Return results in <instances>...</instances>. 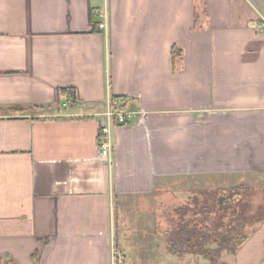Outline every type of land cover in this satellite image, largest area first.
Masks as SVG:
<instances>
[{
  "label": "crops",
  "instance_id": "0c3cea01",
  "mask_svg": "<svg viewBox=\"0 0 264 264\" xmlns=\"http://www.w3.org/2000/svg\"><path fill=\"white\" fill-rule=\"evenodd\" d=\"M109 99L137 118L103 157ZM245 177L264 180V0H0V264H209L166 234L130 252L124 205ZM220 262L264 264V223Z\"/></svg>",
  "mask_w": 264,
  "mask_h": 264
},
{
  "label": "rangeland",
  "instance_id": "374dc122",
  "mask_svg": "<svg viewBox=\"0 0 264 264\" xmlns=\"http://www.w3.org/2000/svg\"><path fill=\"white\" fill-rule=\"evenodd\" d=\"M242 185L244 186L242 187ZM164 187V191L155 197H136L126 201L125 209L122 210L120 217L123 224L121 223L119 226L125 230L128 239L131 237V239H135V243L128 246L130 252H139L136 247L137 242L139 247L143 244L142 253H146V250L153 246L154 248L162 247L163 236L167 235L168 242L171 238L170 235H174L179 228L180 214L178 212L188 206L190 209L184 219L188 222L192 221L198 229L200 225L204 224L206 217L209 218L206 220L207 225L212 223L214 217L217 220L223 217L226 227L218 230L222 234L228 232L229 220L236 217L234 207L237 205H241V208L236 211L237 214L244 210L246 217L258 212L261 213V218L264 217V180L258 177H245L228 181L222 179L175 180L169 181L168 185ZM239 190L243 191L241 195L233 197V192ZM221 201L223 202L221 203ZM223 205L228 207L225 211ZM244 206L245 209H243ZM218 231L212 230L210 234L214 236V234H218ZM208 247L214 249L216 246L212 243ZM156 250L151 252L157 253ZM158 253L166 252L160 249ZM241 259L251 260L246 254ZM158 261L163 264L164 256L162 255Z\"/></svg>",
  "mask_w": 264,
  "mask_h": 264
},
{
  "label": "trees",
  "instance_id": "16d2710c",
  "mask_svg": "<svg viewBox=\"0 0 264 264\" xmlns=\"http://www.w3.org/2000/svg\"><path fill=\"white\" fill-rule=\"evenodd\" d=\"M243 186L244 185H242V187ZM242 192V190L238 192L234 191L233 197L240 196ZM222 202L223 201H221V203ZM227 208L228 207H224L223 205L224 211ZM240 208L241 205L234 207V215H236V217L229 220L228 225L230 227L226 234H222L218 231L226 227L224 226L223 221H225V219L223 217L218 220L214 217L215 219H212V223L209 225L206 224V220H209V218L206 217L204 224L200 225L198 229L197 225L194 226L192 221L188 222L184 219L190 209L189 206L181 209L178 212V214H180L179 228L174 235H170L171 238L168 241L170 251L177 255L193 254L201 256L208 261L209 264H220L221 257L224 253L236 254L248 241L249 234L252 232L253 228L264 223V217L261 218L260 212L246 217L244 210L239 214L236 213ZM245 208L244 206L243 209ZM212 230L218 231V234H214L213 236V234H210ZM212 243L216 246L214 249L208 247Z\"/></svg>",
  "mask_w": 264,
  "mask_h": 264
},
{
  "label": "built area",
  "instance_id": "2783aa9c",
  "mask_svg": "<svg viewBox=\"0 0 264 264\" xmlns=\"http://www.w3.org/2000/svg\"><path fill=\"white\" fill-rule=\"evenodd\" d=\"M97 16L96 28L100 32H106L108 28L107 9L95 10ZM73 104L72 99L64 100L62 106L70 108ZM127 101L125 99H109L107 102V111L100 122L99 147L103 157H109L111 152V133L116 126H126L134 123L137 113L127 111ZM124 261L120 253H115V263L122 264Z\"/></svg>",
  "mask_w": 264,
  "mask_h": 264
}]
</instances>
